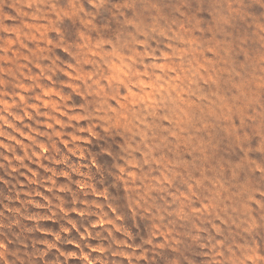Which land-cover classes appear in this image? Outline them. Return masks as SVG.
<instances>
[{
	"label": "rangeland",
	"instance_id": "rangeland-1",
	"mask_svg": "<svg viewBox=\"0 0 264 264\" xmlns=\"http://www.w3.org/2000/svg\"><path fill=\"white\" fill-rule=\"evenodd\" d=\"M0 264H264V0H0Z\"/></svg>",
	"mask_w": 264,
	"mask_h": 264
}]
</instances>
